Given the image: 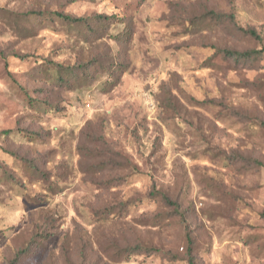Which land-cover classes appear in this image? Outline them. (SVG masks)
I'll return each instance as SVG.
<instances>
[{
    "label": "rangeland",
    "instance_id": "obj_1",
    "mask_svg": "<svg viewBox=\"0 0 264 264\" xmlns=\"http://www.w3.org/2000/svg\"><path fill=\"white\" fill-rule=\"evenodd\" d=\"M262 46L264 0H0V264H264V58L215 55Z\"/></svg>",
    "mask_w": 264,
    "mask_h": 264
},
{
    "label": "trees",
    "instance_id": "obj_2",
    "mask_svg": "<svg viewBox=\"0 0 264 264\" xmlns=\"http://www.w3.org/2000/svg\"><path fill=\"white\" fill-rule=\"evenodd\" d=\"M33 15H34L33 13H27V14L21 15V17L24 20H30ZM51 16L58 18L65 25H68L72 29H79L85 26H88V28L91 29V26H92L91 24L93 22L91 19H82L79 17L70 16V15H63L61 13H53L51 14ZM224 16L225 15L223 14H217L214 12H209L206 15L207 18L210 17L212 21L216 22V25L222 24L225 18ZM229 19H230V24L228 25H229L230 32L232 34L240 35L242 37L246 36L252 39L259 38L257 33L253 29H242L239 26H237L235 24L233 15H231ZM109 20H110V17H103V16H99L95 19V21H97L96 23L101 24V25H105V23L108 22ZM218 53H221L223 59L229 60L237 66H241L243 68H254L264 58V46H262L259 49H248V50H242V51L235 50V49H228V48L215 49V55H217ZM63 72H65L66 74H70L68 73V71H63ZM57 79L60 80V77L57 76ZM259 125L264 129V121H260ZM16 134L20 135L21 133L17 130H3L0 132V140H3V139L6 140ZM21 136H24L25 138H28L29 140H34L36 138L35 134H26V135H21ZM1 148L2 147L0 146V149ZM4 150L7 154L12 155L15 159L19 160L20 162L24 161L23 157L18 155L17 152L6 150V149ZM23 164L25 165L24 167L28 171L29 178L27 177V180L32 179V178H36L38 180L40 179L43 182H45V184L48 183L46 187L47 189L45 190L46 192H55L57 188V184L51 183L45 180L44 178H42L44 177V173L40 171L35 164L33 163L30 164L26 161ZM151 194L153 197L160 198V201L162 203L172 204L173 206L176 207V204L170 201V199L160 190L153 189ZM110 214L113 215L115 213H109L108 211L106 212V215L110 216ZM189 246L192 247V243L189 242ZM28 248L29 247L27 245L22 250L16 252L14 259H12L10 264H14L18 259H20L27 252ZM122 252L126 254L128 257H130L134 255H139V254H145L146 252H150V251L148 248L142 247L140 246V244H136L135 246H129V247L122 249ZM186 263L196 264L194 255L192 254L190 247H189V252H187Z\"/></svg>",
    "mask_w": 264,
    "mask_h": 264
}]
</instances>
